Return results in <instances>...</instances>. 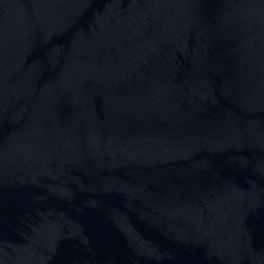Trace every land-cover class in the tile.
I'll use <instances>...</instances> for the list:
<instances>
[{"label":"water","instance_id":"95a60500","mask_svg":"<svg viewBox=\"0 0 264 264\" xmlns=\"http://www.w3.org/2000/svg\"><path fill=\"white\" fill-rule=\"evenodd\" d=\"M0 264H264V0H0Z\"/></svg>","mask_w":264,"mask_h":264}]
</instances>
